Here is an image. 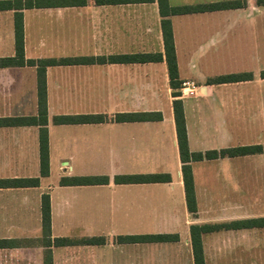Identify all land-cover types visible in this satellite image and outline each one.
Listing matches in <instances>:
<instances>
[{"label":"crops","instance_id":"obj_1","mask_svg":"<svg viewBox=\"0 0 264 264\" xmlns=\"http://www.w3.org/2000/svg\"><path fill=\"white\" fill-rule=\"evenodd\" d=\"M11 1L14 0H0ZM25 2L26 0H21ZM34 1V0H33ZM0 10V60L15 57V14H22L25 61L93 58L45 67L49 173L40 175L39 126H0V264H194L190 228L257 221L201 236L204 264H264V4L258 0H167L170 8L239 1L241 8L163 17L158 0L136 4ZM170 21L178 80L193 96L174 97L161 23ZM157 55L150 62L112 57ZM104 59L97 61V59ZM37 66L0 67V119L37 117ZM224 76L238 81L215 84ZM244 76V77H243ZM183 105L188 149L204 153L260 146L258 154L191 163L196 213L187 209L173 114ZM126 114L155 120L118 122ZM103 116L100 123L54 124L59 116ZM168 175L163 183L115 178ZM106 177L105 185H61ZM49 197L45 246L41 199ZM176 235L162 243L120 244V236ZM103 238V244L83 240ZM56 239L70 244L57 246Z\"/></svg>","mask_w":264,"mask_h":264},{"label":"trees","instance_id":"obj_2","mask_svg":"<svg viewBox=\"0 0 264 264\" xmlns=\"http://www.w3.org/2000/svg\"><path fill=\"white\" fill-rule=\"evenodd\" d=\"M151 0H95L97 5H110V4H136L146 3ZM85 0H21L0 1V10L11 9L16 6L17 10L31 9V8H52V7H65V6H79L84 5ZM160 13L163 17L169 15H184L198 12H210L225 9L241 8L243 4L239 1L215 3L208 5L197 6H182L176 8H170L167 0H158ZM258 5L264 4V0H258ZM163 42L166 55V63L168 73L170 77V84L172 88H181L182 83L178 80L177 63L175 58V50L173 44V35L170 21L163 19L161 23ZM14 35H15V57L5 58L0 60V67H22L25 64L29 66H37V99H38V115L37 117H23V118H11L0 119V126H39V153H40V175L46 177L49 173V150H48V136H47V98H46V84H45V67L49 65L57 64H79V63H92L95 60L93 58H74L65 59L60 62L40 61L34 62L31 60L25 61L24 58V32L22 14L17 12L14 19ZM160 59L157 55H132V56H119L110 58L111 61H119L122 63H136V62H150ZM104 59H97V61H103ZM264 76V73H262ZM244 77V76H243ZM241 76H224L212 80V83H231L238 81ZM174 97L180 96V91L173 93ZM173 114L175 121V129L177 135V144L179 151V159L181 162L182 178L185 190V199L187 209L191 214H195L197 207L194 196L193 180L191 174V163L203 160H214L218 158H233L239 156L258 154L262 151L260 146H247L236 147L229 149H222L219 151H207L204 153H191L188 149L187 135L185 128V119L183 113V105L180 100L173 101ZM160 116L157 114H126L119 115L116 118L118 122H132V121H144L155 120ZM104 118L101 115L98 116H59L53 119L54 124H84V123H100ZM170 180L168 175L153 174V175H139V176H127L115 178L116 184H142V183H163ZM109 182L106 177H74L70 179H63L61 185H105ZM39 184V179H17V180H3L0 181V188H27L36 187ZM41 228L43 243L45 246L50 244L51 236V219H50V204L49 197L43 196L41 199ZM257 221H239L232 222L225 225H202L192 226L190 228L191 246L193 253L194 264H204V256L202 249L201 236L206 233H211L219 230L227 229H242L249 228L250 226L259 225ZM264 223V221H263ZM177 240L176 235H149V236H120L117 237L116 242L120 244H133V243H162L173 242ZM85 244H103L105 240L103 238H92L83 240ZM55 244L57 246H67L70 241L67 239H56ZM17 243L12 240H0V249L16 247ZM44 264H51L50 257L45 258Z\"/></svg>","mask_w":264,"mask_h":264},{"label":"built area","instance_id":"obj_3","mask_svg":"<svg viewBox=\"0 0 264 264\" xmlns=\"http://www.w3.org/2000/svg\"><path fill=\"white\" fill-rule=\"evenodd\" d=\"M197 91L198 88L193 82H185L181 85L180 96H193Z\"/></svg>","mask_w":264,"mask_h":264}]
</instances>
